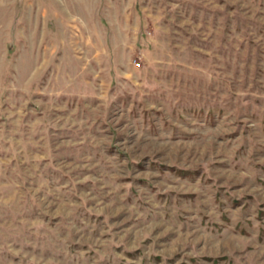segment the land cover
<instances>
[{"label":"rangeland","instance_id":"1","mask_svg":"<svg viewBox=\"0 0 264 264\" xmlns=\"http://www.w3.org/2000/svg\"><path fill=\"white\" fill-rule=\"evenodd\" d=\"M0 264H264V0H0Z\"/></svg>","mask_w":264,"mask_h":264}]
</instances>
